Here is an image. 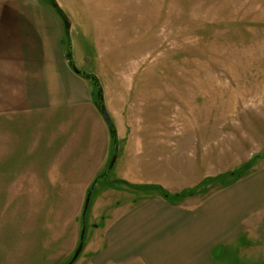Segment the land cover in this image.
<instances>
[{"label": "crops", "instance_id": "obj_1", "mask_svg": "<svg viewBox=\"0 0 264 264\" xmlns=\"http://www.w3.org/2000/svg\"><path fill=\"white\" fill-rule=\"evenodd\" d=\"M61 46L48 6L0 0V264L66 263L86 190L111 152L89 83L69 67ZM119 143L116 178L147 188L96 178L82 248L92 264H219L214 252L242 236L264 248V165L181 204L154 188L167 191L162 183L141 179L144 161L138 170L126 167ZM143 190L151 194L137 199Z\"/></svg>", "mask_w": 264, "mask_h": 264}, {"label": "rangeland", "instance_id": "obj_2", "mask_svg": "<svg viewBox=\"0 0 264 264\" xmlns=\"http://www.w3.org/2000/svg\"><path fill=\"white\" fill-rule=\"evenodd\" d=\"M30 4L57 15L62 52L69 43L74 66L97 76L122 139L119 155L126 167L144 161L142 180L158 181L169 192L202 183L191 199L175 198L193 204L220 188L209 179L246 163L247 172L264 165V0ZM87 81L96 103L95 87ZM117 169L118 162L106 179L119 180ZM98 185L85 215L86 241ZM144 190L135 193L137 199L151 194ZM250 239L242 236L222 248L224 256L220 250L213 255L219 264H264V248ZM88 254L82 250L73 264H92Z\"/></svg>", "mask_w": 264, "mask_h": 264}, {"label": "water", "instance_id": "obj_3", "mask_svg": "<svg viewBox=\"0 0 264 264\" xmlns=\"http://www.w3.org/2000/svg\"><path fill=\"white\" fill-rule=\"evenodd\" d=\"M67 25H68L67 21H64V27L65 28H67ZM67 44H68V48H67V52H66V57H67V60L69 63V67L77 75L84 77L86 79H89L91 81V84L95 87V90H96L97 102L95 103V106H96L97 110L99 111V113L101 114L104 122L106 123L108 130L114 129V131H115L114 123H113V121H112V119H111V117H110V115L106 109L104 101H103V91H102V87L100 86V84L98 82L97 76H95L94 74H87L86 72H84V71H82V70H80L74 66V64L71 60V56H70V44L69 43H67ZM117 153H118V141L114 142V144L112 146V152H111L109 159H108V162L104 168V171H103L104 175L100 176L101 179L102 178L106 179V175L109 174V172L112 170L113 165H114L116 158H117ZM95 182H96V179L92 181V183L89 185L88 189L86 190L82 209H81V214H80V229H79L77 244L75 246V249H74L70 259L65 264H73L82 251L83 244H84L85 228H86L85 215H86V212L88 209V205H89L90 197H91V192H92V189H93Z\"/></svg>", "mask_w": 264, "mask_h": 264}, {"label": "trees", "instance_id": "obj_4", "mask_svg": "<svg viewBox=\"0 0 264 264\" xmlns=\"http://www.w3.org/2000/svg\"><path fill=\"white\" fill-rule=\"evenodd\" d=\"M50 3V1H49ZM51 4V3H50ZM53 6V8L55 9V11L62 15V12L60 11V9H58L55 4H51ZM109 131V136H110V139H111V142H112V146L114 144V142H117V137H116V131H114V129H111V130H108ZM115 138V139H114ZM260 157H264V154H260L259 155ZM247 163L243 165V167H240V168H235L231 171H228V172H225V173H222V174H219L217 175L216 177L212 178V179H209L208 182L210 183H220V187H226V186H229L230 184L234 183L235 181H237L238 179H240L241 177L245 176L247 173ZM104 171V170H103ZM103 171L97 175L96 178H100V176H103ZM251 172V171H250ZM95 178V179H96ZM106 180V179H105ZM107 181V180H106ZM119 181V182H118ZM113 182H116V183H123V184H126L127 186L129 187H138V188H141L140 186H136V185H129L126 181H123V180H114ZM204 184L202 183H199L197 184L195 187H192L191 189H186V190H183V191H180V192H177V193H174V194H169L166 190L162 189L160 186H155L154 188L159 190L161 195L166 198L168 201L170 202H174L172 199H175L177 198L178 200H180L181 198H184V197H187V196H190L193 194L194 191L196 190H200L201 187H203ZM176 200V199H175Z\"/></svg>", "mask_w": 264, "mask_h": 264}]
</instances>
